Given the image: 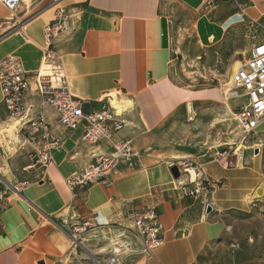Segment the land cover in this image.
<instances>
[{"label":"crops","instance_id":"crops-1","mask_svg":"<svg viewBox=\"0 0 264 264\" xmlns=\"http://www.w3.org/2000/svg\"><path fill=\"white\" fill-rule=\"evenodd\" d=\"M189 1L202 4L206 0ZM165 2L167 5L169 0H33L26 7L22 0L20 16L27 15L36 3H43V9L18 31L2 36L0 29V60L9 55L20 57L32 80V72L42 62L44 28L58 8L66 9L71 15V29L59 35L54 49L62 57L69 89L92 108L102 103L114 105L126 121L114 138L131 140L136 150L144 134L162 126L180 106L215 96L213 91L181 88L173 82V26L164 10ZM246 4L253 11L264 13V0H249ZM8 16L9 11L0 2V20ZM200 27L204 43L215 41L223 30L207 22H201ZM25 104L34 107L31 117L44 113L52 135L63 138L64 143L53 152V160L41 176L24 186L20 194L9 191L0 210V264H93L87 254L72 248L68 227L88 219L100 226L97 237L89 234L88 247H93V254L104 257L117 241L127 246V216L142 206L156 209L164 242L152 257H136L131 262H254L250 252L253 247L248 244L230 253L231 243L236 242L231 241L230 233L235 225L232 220H237L238 213L249 212L246 198L261 183L262 154L254 156L249 149L244 162L231 167L208 161V156L199 158L208 161L206 176L221 181L206 198L185 195L183 180L173 176L168 160L152 161L151 153L139 152L133 161L117 164L109 186L96 183L73 192L66 180L85 168L94 154L111 152V145L106 141H84L82 127L61 126L56 111L41 108L34 92L26 94ZM3 112L7 113L0 88V115ZM263 124L264 121L257 128L262 139ZM208 205L212 207L209 214ZM98 245L104 248L99 249ZM63 246H67L66 250Z\"/></svg>","mask_w":264,"mask_h":264},{"label":"rangeland","instance_id":"rangeland-1","mask_svg":"<svg viewBox=\"0 0 264 264\" xmlns=\"http://www.w3.org/2000/svg\"><path fill=\"white\" fill-rule=\"evenodd\" d=\"M24 1L27 7L33 0ZM208 1L198 4L189 0H169L167 5L165 2L164 10L173 26L170 71L173 82L181 88L213 91L215 96L186 102L162 126L145 133L136 150L132 143L135 153H151L152 161L186 156L199 159L227 151L226 159L234 162V155H247L255 141L249 136L245 138L237 120L245 102L242 90L233 88L232 83L227 86V83L231 82L234 63L243 62L254 43L264 35V28L253 22V19L260 20L264 13L251 10L246 4L249 0H217L213 6H208ZM36 5L21 17L27 21L43 9V3ZM201 22L222 27V33L215 41L204 43ZM31 114L22 115L25 117L22 121L5 112L0 115V189L35 180L48 167L38 161V155L43 142L51 139L32 129L27 121L36 116L31 117ZM17 119L20 122L16 129L7 130L8 124ZM262 157L261 182L264 183V153ZM249 205V212L238 213L237 220H232L235 225L231 228V241L240 243L237 250L246 244L253 247L250 252L254 262L250 264H264V195ZM67 246H63L65 250ZM100 246L97 247L104 248ZM131 249L122 255L125 264H136L131 261L142 256L135 244H131ZM132 254L135 255L130 256ZM243 254L247 256L246 251Z\"/></svg>","mask_w":264,"mask_h":264},{"label":"built area","instance_id":"built-area-1","mask_svg":"<svg viewBox=\"0 0 264 264\" xmlns=\"http://www.w3.org/2000/svg\"><path fill=\"white\" fill-rule=\"evenodd\" d=\"M59 1V0H56ZM217 0H209L208 6H213ZM9 11L10 16L0 20L2 36L22 29L26 20L20 16L22 0H0ZM257 27L264 28V16L258 20L253 19ZM71 29V15L64 8H58L54 19L45 26L46 44L43 49L42 62L33 73L30 80L22 60L16 55H9L0 60V88L2 103L11 117H20L22 120L33 107L26 106L25 97L28 92H34L39 98L41 108L50 107L57 113V122L68 129L83 128L82 139L91 144L103 141L108 142L112 151L96 153L92 161L82 170L71 175L66 183L75 190L82 186L100 183L109 186L112 182V173L121 161H133L136 153L133 151L131 140H115V132L126 125V121L111 103H102L92 108L89 102L75 96L69 89L68 77L65 72L61 55L54 49V42L63 32ZM232 87L241 89L245 102L238 114L237 120L242 127L245 138L254 139L249 148L254 156L264 153V140L259 137L257 128L264 121V37L258 39L251 48L247 58L240 62L231 77ZM231 87V88H232ZM230 88V89H231ZM24 115V116H22ZM22 116V117H21ZM21 120V121H22ZM33 130L40 132L44 138H50L39 151L38 161L49 166L53 160V152L64 143L63 138L53 136L51 125L44 113L40 112L34 119L30 118ZM227 151L215 152L209 156L210 160L223 164L225 167L237 166L244 162L243 153H236L235 160L226 159ZM226 159V160H225ZM208 161L200 160L194 156L174 158L169 166H176L183 181L181 187L185 195L192 198L204 197L220 185V180H212L206 176L205 165ZM29 182H22L17 186L5 185L0 189V210L3 207L9 191L20 194ZM130 222L125 227L127 231L126 247L116 242L112 249L105 251L104 257H99L88 248L89 234L98 236L100 226L88 219L81 223H72L68 228L72 248L83 250L93 264H124L122 255L132 251L131 244H138L141 255L147 259L152 257L154 251L162 246L163 225L154 207L142 206L130 211L127 216ZM122 238L125 234H122ZM240 247L239 242L231 243V250ZM82 251V252H83Z\"/></svg>","mask_w":264,"mask_h":264},{"label":"bare ground","instance_id":"bare-ground-1","mask_svg":"<svg viewBox=\"0 0 264 264\" xmlns=\"http://www.w3.org/2000/svg\"><path fill=\"white\" fill-rule=\"evenodd\" d=\"M239 60L236 61L233 65L234 69L236 70L240 65ZM231 82L227 83V86H231L230 85ZM226 86V87H227ZM235 95V94H234ZM231 96V95H230ZM118 100V99H117ZM118 104V103H117ZM114 106V105H113ZM21 119V118H20ZM22 120V119H21ZM20 121L17 119V121H13L12 123L8 124V127L6 128L9 131H14L16 129V125L17 123H19ZM259 130V129H257ZM180 179V178H179ZM264 195V183H260L257 187H255V189L253 190V192L251 191V193L247 196L246 201L248 204H251L255 199L257 198H261ZM122 236V235H121ZM107 238V237H106ZM109 238V237H108ZM107 238V239H108ZM118 238V237H117ZM123 241V240H122ZM118 242V241H117Z\"/></svg>","mask_w":264,"mask_h":264},{"label":"water","instance_id":"water-1","mask_svg":"<svg viewBox=\"0 0 264 264\" xmlns=\"http://www.w3.org/2000/svg\"><path fill=\"white\" fill-rule=\"evenodd\" d=\"M171 172L175 178H178L180 176V171L176 166L171 168ZM211 211H212V207L208 205L206 209L207 214H209ZM40 264H44V263L41 262Z\"/></svg>","mask_w":264,"mask_h":264}]
</instances>
